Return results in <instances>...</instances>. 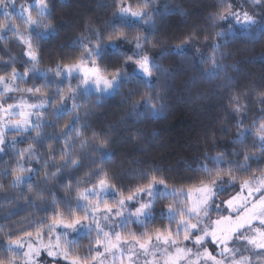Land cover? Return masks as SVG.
I'll return each instance as SVG.
<instances>
[{"label":"snow or ice","instance_id":"snow-or-ice-1","mask_svg":"<svg viewBox=\"0 0 264 264\" xmlns=\"http://www.w3.org/2000/svg\"><path fill=\"white\" fill-rule=\"evenodd\" d=\"M157 4L113 0L110 18L85 25L73 41L76 53L41 67L44 42L57 32L55 3L26 0L17 11V0H0V44L12 41L6 53L0 48V154L6 157L0 192L10 190L0 198L15 205L0 224V264H264V83L230 97L231 123L218 129L229 136L235 127L230 151L213 152V131L205 134L209 147L186 164L190 174L176 181L172 169L158 164L114 170L117 141L110 133L119 124L161 118L179 72L195 71L191 85L199 77L231 88L236 64L225 61L236 25L264 38V0H215L206 28L193 25L180 44L153 54L158 20L172 11L188 14L179 4ZM202 33L205 42L215 36L211 54L197 49L198 59L188 57L189 43ZM12 47L21 49L19 57ZM166 57L174 66H165ZM253 94L250 116L252 101L242 97ZM117 96L128 112L116 125L95 129L93 109Z\"/></svg>","mask_w":264,"mask_h":264},{"label":"trees","instance_id":"trees-1","mask_svg":"<svg viewBox=\"0 0 264 264\" xmlns=\"http://www.w3.org/2000/svg\"><path fill=\"white\" fill-rule=\"evenodd\" d=\"M165 2L170 5H181L188 14L183 15L172 11L166 14L162 22L158 20L159 31L155 39L159 40L160 44L151 50L153 54L158 52L160 47L180 44L193 31V25H198L201 29L206 28L204 17L212 10L215 0H158L157 6ZM243 2L244 0H240L241 4ZM53 3L56 5L54 16L57 32L51 34L44 42L45 59L41 67H48L61 55L72 56L76 53L78 45H75L73 41L84 31L85 25L99 27L101 24L94 22L106 21L113 11L111 8L113 0H53ZM102 3L109 7H100ZM256 11L259 12V9ZM236 28L237 31L226 49L231 55L225 61V63L236 64V69L232 72L235 77L232 87L217 88L216 81L209 83L199 77H197V82L191 85L189 81L195 75V71L190 69L186 72H179L169 86V94L165 97L168 107L161 118L139 124L135 121L119 124L116 131L110 133L117 141L115 145L116 164L114 165L116 172L126 174L133 167L158 164L166 169H172L171 179L176 181L179 176L190 174L184 171L186 164L194 165L195 157L200 156L204 149L209 147V144L205 142V134L211 135L213 131H215L217 144L213 152L231 150L233 146L229 143V136L235 133V127H231L229 136L218 131L221 126L231 123V117L228 115L231 107L230 97L239 95L245 89H251L252 85L259 88L264 83V38L257 35L253 39L244 32L240 25H236ZM214 41V34L210 36L209 41L205 42L202 33L197 41L189 43L187 56H195L198 59L197 49L202 53L211 54L208 44ZM11 44L12 41H9L8 45L0 44V48H3L6 53ZM11 51L14 56L19 57L21 49L12 47ZM3 54L0 53V55ZM5 58H7L6 55ZM174 60H179V57ZM163 63L167 67L174 66L173 59L167 57ZM164 83L165 81L162 80L161 88ZM127 92L128 88H125V96ZM196 94H199L201 98L196 99ZM139 99V96L133 97V102ZM242 99L252 101L250 105L252 110L249 115H254L257 96L253 94L242 97ZM103 103L104 107L93 109L96 115L91 119L93 127L98 130L107 128L109 125H116L121 116L126 115L129 110V105L124 104L123 98L119 96L105 100ZM154 132L157 133L155 137L152 135ZM146 143L149 145L147 151L137 150ZM5 158L3 154H0V160ZM121 161L123 162L122 167L120 166ZM133 161L139 163L133 165ZM84 174L85 169H82L80 176L83 177ZM122 182L127 183L126 178ZM9 191L5 188L4 192H0V197ZM58 195L63 196L65 193L60 190ZM19 203L23 204V202ZM9 207H15V205L6 206L4 200L0 198V224L8 223L3 216ZM159 207L158 205L157 211ZM18 211H20V217L26 215L22 210L18 209ZM43 214V212L40 213V215ZM12 219L16 220L18 217L14 216ZM86 247L87 241L85 240L82 248L86 249Z\"/></svg>","mask_w":264,"mask_h":264},{"label":"rangeland","instance_id":"rangeland-1","mask_svg":"<svg viewBox=\"0 0 264 264\" xmlns=\"http://www.w3.org/2000/svg\"><path fill=\"white\" fill-rule=\"evenodd\" d=\"M25 2H26V0H17V11H18L19 4H23ZM210 247H212V246L210 245ZM61 264H64V262H61Z\"/></svg>","mask_w":264,"mask_h":264}]
</instances>
